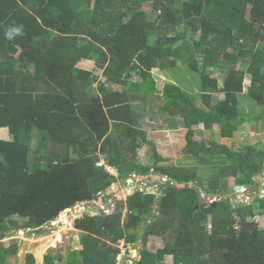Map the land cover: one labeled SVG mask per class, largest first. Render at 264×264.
Listing matches in <instances>:
<instances>
[{
    "label": "trees",
    "instance_id": "1",
    "mask_svg": "<svg viewBox=\"0 0 264 264\" xmlns=\"http://www.w3.org/2000/svg\"><path fill=\"white\" fill-rule=\"evenodd\" d=\"M13 24L24 34L9 41ZM85 55L100 75L78 66ZM246 67L258 70L247 88ZM143 83L154 90H133ZM148 117L172 128L180 117L190 166L158 154ZM247 117L264 125V0H0V129L11 136L0 138V264H21L25 242L3 244L15 232L40 234L67 209L108 199L113 184L153 173L156 191L138 187L110 212L76 217L79 247L42 263L26 252L23 264H117L120 243L119 264H264V196L228 198L258 186L264 150L219 141ZM198 127L216 138L202 144ZM144 234L162 246L131 259Z\"/></svg>",
    "mask_w": 264,
    "mask_h": 264
},
{
    "label": "rangeland",
    "instance_id": "2",
    "mask_svg": "<svg viewBox=\"0 0 264 264\" xmlns=\"http://www.w3.org/2000/svg\"><path fill=\"white\" fill-rule=\"evenodd\" d=\"M78 66L89 69V70H95L93 66V62L89 60L86 55L82 57V60L78 63ZM96 73L100 75V71ZM258 73L257 69H254L252 67H246L245 68V81L244 86L247 88L251 83V76L253 74ZM158 75L156 81L161 80H170L175 81L176 78L172 74L169 78L167 75L157 72ZM211 75L215 76L218 81H221L224 74L221 70H213L211 71ZM177 77V76H176ZM185 78V77H184ZM183 86L186 90L189 89H195L196 86L192 85V83L188 81H183ZM154 83H143L139 84L133 87V90H137L140 93H149L154 90ZM216 98H222L221 93H217L215 96ZM251 102V101H250ZM253 103L244 104L245 108L249 110V108H254L255 111H258L259 109L252 105ZM146 118V117H145ZM176 120L177 127L172 128L164 125L163 127H159L155 122L150 121V118L145 119V125L144 127L149 132V139H151L155 145L156 149L159 155H162L164 157L169 158V162L179 164V162H182L183 165L190 166V163H187L189 160H187L184 157V154L182 152V148L185 144L184 136L186 130L181 126L180 117H178ZM196 128V126L194 127ZM264 125H260L258 121L252 120L251 118L245 119L242 124L240 125L238 131L235 133L234 137L231 138H219V141L221 143H224L228 146H235L236 148L242 147L244 145H252L258 150H264ZM11 136L8 134V131L6 129H0V138H10ZM195 139H198L202 144H208L209 141L216 138L214 131H208L204 130L202 128H197V131L194 135ZM147 144H144L141 149L139 150L138 159L140 161H144L146 157V150H147ZM100 163H104L102 160L99 161ZM145 162V161H144ZM186 162V163H183ZM115 174L118 175L117 170L114 169ZM156 179L155 177H153ZM141 177L137 178L138 182H141L139 185L136 183H133V181L127 179L125 181V184H113L111 186V189L107 191L109 198L107 199V205H99L104 207H107L108 209L103 210L104 212H110V209L112 208V201L114 197L117 198H124L128 193H132L131 190L134 191L135 188L142 187L144 190H148L151 192H154L157 190V184L155 185L154 182L149 181H142ZM257 182H259L258 186H254L251 183H247L240 187L239 190H236L235 193L228 196L231 197V202L233 204L239 202L240 204H246L248 201H250L251 196H264V180L258 179L256 175ZM261 185V188L259 187ZM118 186V188H116ZM128 187V188H126ZM258 187V188H257ZM257 189V190H256ZM201 198L204 202H212V204L216 200V196L214 195H205L204 192L201 193ZM112 202V203H110ZM94 205H90L91 211H89V214L93 213H99L100 211L96 210V206L98 205L95 202ZM110 208V209H109ZM262 212V211H261ZM260 212V213H261ZM263 213V212H262ZM85 213H75L73 209L69 211H64L60 217L54 221L49 227H46L43 229V231L40 234L34 235V234H28L24 233L22 231L15 232L13 236L7 237L3 240L4 245H8L11 238H16L19 240H22L25 242V245L22 247L20 254H22V261L21 264H23L24 261V254L26 252H33L36 259L38 261L42 260L44 254L49 252H56L61 255H65L67 252V249H73L80 246L79 241V235L77 230L73 228V219H75V216H81L85 215ZM256 221L259 225V227L264 228V213L259 214V216L256 218ZM159 246H162V242L158 237L151 236L144 234L142 235L141 239L139 240V244L134 249H129V254L131 256V259H136L138 257V251L140 248H145L147 250L155 251ZM119 247H122V244L120 243ZM164 264H170L172 263L171 256H165L163 260Z\"/></svg>",
    "mask_w": 264,
    "mask_h": 264
},
{
    "label": "clouds",
    "instance_id": "3",
    "mask_svg": "<svg viewBox=\"0 0 264 264\" xmlns=\"http://www.w3.org/2000/svg\"><path fill=\"white\" fill-rule=\"evenodd\" d=\"M24 34V31H23V26L22 25H16V24H13V25H11V26H9V27H7L5 30H4V37H5V39H7V40H9V41H11V40H13V39H15L16 37H18V36H22ZM151 176V180H149L148 178H147V176H145L144 177V181L146 180V181H149V182H155L156 180L157 181H160V176H158V175H155L154 173L153 174H151L150 175ZM262 176V175H261ZM152 177H155L156 179H154L153 178V180H152ZM263 178H264V176H262ZM138 178V177H137ZM142 178V177H141ZM139 185V184H138ZM241 187V186H240ZM126 188H128V187H126ZM117 199H119V198H117ZM116 199V200H117ZM115 200V201H116ZM100 202V204L99 205H102L103 204V202L105 203V202H108V200H107V197H106V201H104V198L101 196L97 201H95L96 203L97 202ZM95 202H87V203H91L92 205H96L95 204ZM110 203H112V202H110ZM85 204V203H84ZM99 205H97L96 207L97 208H99V209H101V207L102 206H99ZM106 209H108L107 207H105ZM69 211V210H68ZM101 211H103V210H101ZM66 212H67V210H66ZM87 214H89V213H87ZM97 214V213H96ZM89 215H93V214H89ZM75 217H79V216H75ZM74 220V219H73ZM123 258V257H122ZM122 260V259H121ZM120 263V262H119Z\"/></svg>",
    "mask_w": 264,
    "mask_h": 264
},
{
    "label": "built area",
    "instance_id": "4",
    "mask_svg": "<svg viewBox=\"0 0 264 264\" xmlns=\"http://www.w3.org/2000/svg\"><path fill=\"white\" fill-rule=\"evenodd\" d=\"M97 165H104L105 166V168H106V170L108 171V172H110V173H112V174H115V172H114V169L115 168H113L112 166H109V165H105L104 163H100V162H98L97 163ZM116 175V174H115ZM134 178L135 179H137V177H135L134 176ZM129 180H133V177H131V178H129ZM90 205H91V203H81V204H78V205H76V206H74L73 207V211L77 214V213H89V211H91V210H89L90 209ZM95 206V205H94ZM106 209V208H105ZM104 209V207H101V209H99V208H97L96 207V210L97 211H100V210H105ZM93 214H96V213H93ZM54 223V222H53ZM122 244V243H121ZM125 255V251L122 249V247H121V251L118 253V255H117V264H119V262L121 261V259H122V257Z\"/></svg>",
    "mask_w": 264,
    "mask_h": 264
},
{
    "label": "water",
    "instance_id": "5",
    "mask_svg": "<svg viewBox=\"0 0 264 264\" xmlns=\"http://www.w3.org/2000/svg\"><path fill=\"white\" fill-rule=\"evenodd\" d=\"M257 178H258V179H261V180H264V178H263L261 175H257ZM180 186H183V184H181ZM259 187L261 188V185H260ZM116 188H118V186H116ZM235 189H236V190H239V189H240V186H236ZM131 192H133V190H131ZM116 199H117V197H114L112 202H114ZM104 201H106V198H104ZM212 205L214 206L215 203H213ZM68 210H69V209H67V211H68ZM79 217H80V216H79ZM143 223H144V222L142 221L141 224H143Z\"/></svg>",
    "mask_w": 264,
    "mask_h": 264
},
{
    "label": "crops",
    "instance_id": "6",
    "mask_svg": "<svg viewBox=\"0 0 264 264\" xmlns=\"http://www.w3.org/2000/svg\"><path fill=\"white\" fill-rule=\"evenodd\" d=\"M97 204L99 205L100 202L98 201ZM105 204L107 205V202H105V203L103 202V205H105ZM74 230H75V229H74ZM129 256H130V254H129ZM130 257H131V256H130ZM42 259H43V258H42ZM36 260H37V259H36ZM37 261H38V260H37ZM39 262L42 263V260H40Z\"/></svg>",
    "mask_w": 264,
    "mask_h": 264
},
{
    "label": "flooded vegetation",
    "instance_id": "7",
    "mask_svg": "<svg viewBox=\"0 0 264 264\" xmlns=\"http://www.w3.org/2000/svg\"><path fill=\"white\" fill-rule=\"evenodd\" d=\"M152 180H153V177H152ZM103 198H106V197H103Z\"/></svg>",
    "mask_w": 264,
    "mask_h": 264
}]
</instances>
